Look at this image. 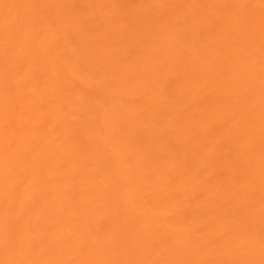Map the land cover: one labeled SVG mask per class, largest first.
Wrapping results in <instances>:
<instances>
[{"label":"bare ground","instance_id":"1","mask_svg":"<svg viewBox=\"0 0 264 264\" xmlns=\"http://www.w3.org/2000/svg\"><path fill=\"white\" fill-rule=\"evenodd\" d=\"M0 264H264V0H0Z\"/></svg>","mask_w":264,"mask_h":264}]
</instances>
